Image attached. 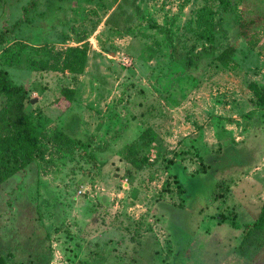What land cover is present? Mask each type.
Returning a JSON list of instances; mask_svg holds the SVG:
<instances>
[{
  "label": "rangeland",
  "instance_id": "1",
  "mask_svg": "<svg viewBox=\"0 0 264 264\" xmlns=\"http://www.w3.org/2000/svg\"><path fill=\"white\" fill-rule=\"evenodd\" d=\"M0 66L42 153L0 185L9 264H264V232L247 238L264 209V0H0Z\"/></svg>",
  "mask_w": 264,
  "mask_h": 264
},
{
  "label": "trees",
  "instance_id": "2",
  "mask_svg": "<svg viewBox=\"0 0 264 264\" xmlns=\"http://www.w3.org/2000/svg\"><path fill=\"white\" fill-rule=\"evenodd\" d=\"M201 11V23L205 27L202 38L210 39L211 32L214 30L212 24ZM246 23L242 26L246 27ZM242 33L246 34L244 30ZM72 59L65 60L66 68L75 73H81L84 70L87 59L86 52L79 47H70L68 49ZM230 54L224 50L219 58L225 64L228 62ZM0 94L6 96V104L0 110V185L8 178L25 169L34 158L42 153L38 145V128L26 111V104L30 100L29 92L24 85L14 84L8 71L0 66ZM135 153L129 161L137 168L141 169L148 163L150 156L147 154L138 155ZM177 181L180 189L187 187L191 183V178L186 174L184 167H178ZM254 231L264 232V209L254 223L252 229L248 232L249 238ZM241 247L245 250L246 243L243 241ZM0 264H9L5 256L0 252Z\"/></svg>",
  "mask_w": 264,
  "mask_h": 264
}]
</instances>
